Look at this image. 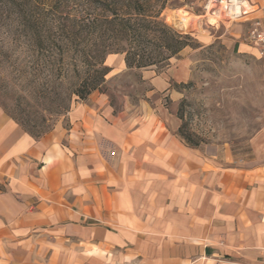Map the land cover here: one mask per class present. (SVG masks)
<instances>
[{
    "label": "crops",
    "instance_id": "0c3cea01",
    "mask_svg": "<svg viewBox=\"0 0 264 264\" xmlns=\"http://www.w3.org/2000/svg\"><path fill=\"white\" fill-rule=\"evenodd\" d=\"M247 2L213 38L257 52L246 36L264 0ZM184 66L151 76V101L92 91L39 134L0 107V264H264V140L246 159L187 143L162 99Z\"/></svg>",
    "mask_w": 264,
    "mask_h": 264
},
{
    "label": "rangeland",
    "instance_id": "374dc122",
    "mask_svg": "<svg viewBox=\"0 0 264 264\" xmlns=\"http://www.w3.org/2000/svg\"><path fill=\"white\" fill-rule=\"evenodd\" d=\"M112 1L120 0H0V107L23 128L39 134L65 121L78 94L107 66L106 57H124L120 50L129 41L103 19L112 16ZM206 2L139 0L137 16L163 22L187 35L189 44L163 59L160 26L151 23L157 39L131 45L154 63L108 71L92 91L107 94L115 108L151 101V76L178 70L184 60L183 81L169 80L176 97L162 98L173 105L181 134L193 145L215 144L246 159L253 140H264V63L252 49L213 38L227 36L228 23L210 24ZM176 16L185 20L182 27ZM204 37L213 41L205 44Z\"/></svg>",
    "mask_w": 264,
    "mask_h": 264
},
{
    "label": "trees",
    "instance_id": "16d2710c",
    "mask_svg": "<svg viewBox=\"0 0 264 264\" xmlns=\"http://www.w3.org/2000/svg\"><path fill=\"white\" fill-rule=\"evenodd\" d=\"M111 17L104 15L103 19L110 25H117V31L128 40L130 46L126 50H120L124 52V60L127 67H145L154 63L148 56H145L143 50L133 47L131 44H142L141 40L156 38L153 28H151V23H158L160 26V31L162 37L158 38V42L161 44V48L167 52V55L163 57L166 59L171 55L176 54L185 45L189 44L187 42V35L182 34L178 31H174L169 26L163 22H156L155 20H150L147 15L137 16V7L140 5L139 0H120L112 1ZM117 5V6H116ZM156 16V15H154ZM101 15L98 13L94 15L93 20L98 21ZM142 51V52H140ZM148 57V58H146ZM109 71L108 66H103L98 72V78L91 80V82L86 86L83 92L78 94L80 99L85 98L92 90L97 88L99 82L104 79V75ZM97 77V76H96ZM30 132V131H29ZM179 135L185 139L187 143L193 145L189 140L181 134L179 127ZM32 133V132H31Z\"/></svg>",
    "mask_w": 264,
    "mask_h": 264
},
{
    "label": "built area",
    "instance_id": "2783aa9c",
    "mask_svg": "<svg viewBox=\"0 0 264 264\" xmlns=\"http://www.w3.org/2000/svg\"><path fill=\"white\" fill-rule=\"evenodd\" d=\"M245 2L247 0H207L204 10L205 14L210 13L215 17V24L225 25L226 21L229 24L253 10L251 7L246 11L244 9ZM261 10L262 16L252 20L246 39L256 49L264 63V5Z\"/></svg>",
    "mask_w": 264,
    "mask_h": 264
},
{
    "label": "bare ground",
    "instance_id": "6f19581e",
    "mask_svg": "<svg viewBox=\"0 0 264 264\" xmlns=\"http://www.w3.org/2000/svg\"><path fill=\"white\" fill-rule=\"evenodd\" d=\"M247 3L248 2H245V5H244L245 10L247 9ZM207 20L209 21V23L215 24V17L213 15H211L210 13L208 14ZM175 21L179 25V27H182L184 25V22H185V20L183 18H181L180 16H176ZM226 23H228V22L226 21Z\"/></svg>",
    "mask_w": 264,
    "mask_h": 264
}]
</instances>
